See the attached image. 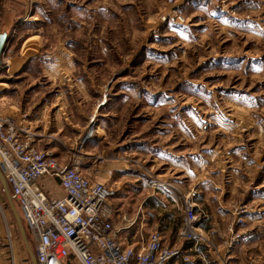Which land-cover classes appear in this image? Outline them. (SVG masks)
Listing matches in <instances>:
<instances>
[{
    "label": "rangeland",
    "instance_id": "obj_1",
    "mask_svg": "<svg viewBox=\"0 0 264 264\" xmlns=\"http://www.w3.org/2000/svg\"><path fill=\"white\" fill-rule=\"evenodd\" d=\"M24 6L20 22L39 41L20 50L27 35L7 36L0 87L32 143L64 167L76 155L106 183L114 224L132 218V240L158 229L186 247L178 233L192 206L229 263L264 264V0ZM0 234L3 261L31 264L1 185Z\"/></svg>",
    "mask_w": 264,
    "mask_h": 264
},
{
    "label": "built area",
    "instance_id": "obj_2",
    "mask_svg": "<svg viewBox=\"0 0 264 264\" xmlns=\"http://www.w3.org/2000/svg\"><path fill=\"white\" fill-rule=\"evenodd\" d=\"M32 140L27 130L0 114V172L23 218L36 264H231L199 227L204 212L192 206L184 209L178 233L191 242L189 247L170 245L158 229L132 240V218L123 214V223L114 224L119 214L107 184L84 175L76 155L64 167ZM234 239L229 234L220 245Z\"/></svg>",
    "mask_w": 264,
    "mask_h": 264
},
{
    "label": "crops",
    "instance_id": "obj_3",
    "mask_svg": "<svg viewBox=\"0 0 264 264\" xmlns=\"http://www.w3.org/2000/svg\"><path fill=\"white\" fill-rule=\"evenodd\" d=\"M21 1L23 2V8H25L24 0H0V33L4 31V32L7 33V36H9L11 33L15 34V36L18 35V34L19 35L26 34L27 36H25L23 38V40L21 41L20 50L22 49L24 44L29 42V41H33L35 46H36V43H38L37 41H39V40H37V38L39 37V35H38L39 33H38V30L35 28V25L34 24H32V25L24 24L26 22H23V23L20 22L21 13L23 12ZM15 4H18L19 8L20 7L21 8L19 10L15 9L13 7ZM33 17L37 19L36 14H34ZM5 47H6V45H5ZM33 49H35V48H33ZM31 52L33 53L32 49L29 48V53H27V56ZM26 57L24 56V58H26ZM21 58H22V55H21ZM21 58L14 57L12 59L15 60V59H21ZM6 86H7V83H6ZM6 88L7 87H5V86L0 87V114H5L6 115V113L4 112L5 108L6 107H8V108L14 107L15 110L13 112H11L10 114H7V115L12 116L16 120V123L18 125H20L21 122L24 121V120L19 121L20 116H21L20 107H19L20 105L19 104H15L13 102H10L9 100L8 101L5 100V98L7 96V93H5L4 91H5ZM42 112L43 111H40L39 112L40 114L37 113L38 117H36V120H39V121L41 120L42 116L40 117V115L42 114ZM24 122H27V121H24ZM27 123L29 124L30 122H27ZM45 124H47V123L45 122ZM28 128L30 129V126ZM59 161H60V159H59ZM66 162H67V160H66ZM68 162H69V159H68ZM44 183H46V181H44ZM122 223H123L122 220H120V224H117L116 226H120ZM0 236H1V234H0ZM190 245H191V242H187V246L186 247H189ZM0 247H2V246H0ZM6 250H7V248H0V264H7L5 260L4 261L2 260L3 257H6V254H5ZM13 264H14V261H13Z\"/></svg>",
    "mask_w": 264,
    "mask_h": 264
},
{
    "label": "water",
    "instance_id": "obj_4",
    "mask_svg": "<svg viewBox=\"0 0 264 264\" xmlns=\"http://www.w3.org/2000/svg\"><path fill=\"white\" fill-rule=\"evenodd\" d=\"M6 40H7V33L3 31V32L0 33V66H1V56H2V52L5 50V42H6ZM0 185H1L2 190L4 192L5 198H6L7 202H8V204H9L10 211H11V213H12L14 219H15V222H16L20 237H21L22 241L24 242V244H25V246L27 248L31 263L32 264H36L33 250L28 245V241H27V238H26V232H25V228L23 226L21 217H20V215H19V213L17 211V208H16L13 200H12V197L10 195L9 189L7 187V184H6L5 180H4L1 172H0Z\"/></svg>",
    "mask_w": 264,
    "mask_h": 264
},
{
    "label": "bare ground",
    "instance_id": "obj_5",
    "mask_svg": "<svg viewBox=\"0 0 264 264\" xmlns=\"http://www.w3.org/2000/svg\"><path fill=\"white\" fill-rule=\"evenodd\" d=\"M10 65H12V64H10ZM10 68H11V67H10ZM6 116H9L10 118H12V119L16 122V120H15L12 116H10V115H6ZM23 127H24V126H23ZM89 130H90V129H89ZM89 130H88V131H89ZM91 130H94V129H91ZM88 131H87V132H88ZM95 131H96V130H95ZM87 132H86V133H87ZM28 133H30V132L28 131ZM30 134H31V133H30ZM31 135H32V134H31ZM33 135L35 136V134H33ZM32 137H33V136H32ZM40 184H41L42 186H44V187L46 186V185L44 184V182H40ZM45 188H46V187H45ZM46 189H47V188H46ZM17 211H18V210H17ZM18 213H19V212H18ZM19 215H20V214H19ZM20 217H21V216H20ZM21 220H22V219H21ZM22 223H23V222H22Z\"/></svg>",
    "mask_w": 264,
    "mask_h": 264
},
{
    "label": "trees",
    "instance_id": "obj_6",
    "mask_svg": "<svg viewBox=\"0 0 264 264\" xmlns=\"http://www.w3.org/2000/svg\"><path fill=\"white\" fill-rule=\"evenodd\" d=\"M4 193V192H3ZM11 212V211H10ZM12 214V213H11ZM13 216V215H12ZM14 218V217H13ZM15 220V219H14ZM19 232V231H18Z\"/></svg>",
    "mask_w": 264,
    "mask_h": 264
}]
</instances>
